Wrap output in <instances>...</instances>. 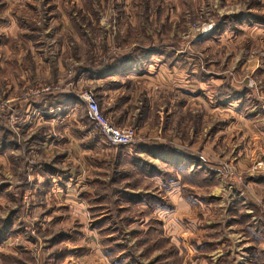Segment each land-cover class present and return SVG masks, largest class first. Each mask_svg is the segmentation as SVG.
Masks as SVG:
<instances>
[{"label":"crops","instance_id":"1","mask_svg":"<svg viewBox=\"0 0 264 264\" xmlns=\"http://www.w3.org/2000/svg\"><path fill=\"white\" fill-rule=\"evenodd\" d=\"M73 8L83 13L94 8L95 14L86 15L81 26ZM173 9L169 0H0V99L15 104L23 130L19 141H10L1 115L0 238L7 226L16 239L21 230L13 217L3 225L4 218L15 215L4 213L9 205L4 195L10 194L13 201L33 194L42 207L34 209L42 217L41 231L66 224L67 210L54 207L66 206L78 195L87 170L98 172L97 164H85L118 163L108 158L119 152V163H157L170 156L178 165L177 177L165 181L156 171L145 178L167 183L172 204L176 200L177 207L187 210L204 204L206 209L221 199L235 223L229 228L239 226L235 229L240 242L255 248L264 241V208L259 204L264 198V193L259 194L264 191V172L252 170L256 155H264V59L250 51V62L242 61L230 71L229 63H202L196 53L176 49L170 41L177 39L180 16ZM100 12L107 14L105 21ZM255 28L252 37L260 34ZM235 36L243 38V33ZM86 40L91 43L84 51ZM88 55L90 66L83 59ZM52 81H57V92L36 94L34 90ZM79 89L92 90L103 114L115 125H141L149 142L134 150L94 140L92 117L77 96ZM23 139L24 143L30 139L31 151L44 149L45 161L26 163L35 170L22 179L24 163H10V153L19 149ZM151 153L155 161L149 159ZM54 157L57 161L52 162ZM225 166L244 173V184L214 171ZM184 168L188 175L201 174V180L182 182ZM154 188L142 192L159 198L157 185ZM206 189L209 193L201 196L200 190ZM217 191L222 197L214 195ZM11 235L0 247L10 243ZM248 254L250 250L239 256L237 264H255L259 258ZM259 262L264 263V256Z\"/></svg>","mask_w":264,"mask_h":264},{"label":"rangeland","instance_id":"2","mask_svg":"<svg viewBox=\"0 0 264 264\" xmlns=\"http://www.w3.org/2000/svg\"><path fill=\"white\" fill-rule=\"evenodd\" d=\"M170 4L174 8L173 14L180 16L177 39L170 41L176 49H185L184 53H196L198 56L195 58L202 60V63H229L232 66L230 71L242 61L250 62V51L264 59V0H169ZM156 10L158 12L159 8ZM84 11L83 13L81 9H72V14L78 15L79 22H82L81 26L85 25L86 15L95 14L94 8H86ZM99 15L103 21L106 20L107 14L102 15L100 12ZM142 15H147L145 8ZM253 25L259 28L260 34L256 33L257 36L252 37L255 33L252 29L256 30L255 27L251 28ZM204 32L209 33L203 39L199 38ZM238 33H243V38L236 37ZM193 41L194 45H190ZM84 43L83 49L86 51V45H90L91 40ZM209 49L212 52L206 53ZM83 59L90 66L91 56H84ZM228 74L233 77L230 72ZM67 75L73 76L72 72ZM57 81L47 85H57ZM44 86L46 85H42ZM77 92H91L96 97L90 89H79ZM98 104L100 106L99 101ZM1 115L5 116L3 124L7 129L6 134L10 136L7 138L10 141L14 138V141H19L23 131L20 130L22 117L15 104L0 99V117ZM130 126L139 128L137 141L128 146L137 150V145L149 142L150 136L144 133L141 125ZM14 132L17 135L11 137ZM91 132L94 140L109 144L94 131L92 125ZM167 138L166 141L170 140V137ZM29 140L26 139L27 144L24 139L21 140L19 149L17 147L15 152L10 153V163H24L22 179L27 176V172L35 170L31 168V164L27 168L26 163L45 161L44 149L35 148L31 151ZM115 155L108 159H117L120 162L122 157H119V152ZM151 155L149 159L155 161L154 154ZM257 159L264 160V155H256ZM171 160L168 156L157 159V163H86L87 167L97 164L98 172L87 170L85 182L81 184L83 187L80 186L82 189L77 190L78 195L73 200L65 201L66 206L60 204L59 207H54L56 210H67V223L48 226L50 228L44 229L48 230L45 232L40 229L41 214L34 212L35 207L42 208L41 203L33 194L24 199L13 197V201L10 194L4 195L9 204L4 213L14 211L15 215L4 218L3 225L5 227L13 217V220L18 221L21 230L19 239L12 232L10 243L0 247L2 264H115L112 261L116 257L119 258L118 264H127L124 256L133 253L137 256V261L141 260L145 264H237V258L247 255L249 250L251 254L248 255H263L264 241H259L255 248L247 247L248 242L239 241L236 231L239 226L229 228V223H235L234 220L230 221L231 215L225 208L227 205L219 203L221 199L212 204V208L204 209V204H195L192 209L187 210L180 205L177 207L176 200L172 204L167 183H155L145 178L150 177V173L154 175L156 171L162 172L164 180L177 177L178 165ZM51 161L57 159L54 157ZM180 173L182 180L188 175V168ZM192 175L193 173L189 174L190 177ZM15 177L11 179L16 181ZM18 178L17 180H21L20 174ZM182 181L186 182V179ZM155 185L159 189V201L151 198L148 199V204L146 199L143 201L138 197L142 191H156ZM29 188L32 190V185ZM206 190H200V195L208 194L209 190ZM259 192L264 193L263 190ZM214 195L222 197L218 191ZM161 200L164 205H161ZM74 202L81 204V208L75 206ZM192 203L191 199L190 204ZM259 204L264 208V198L259 200ZM155 207L159 208L155 210ZM235 219L238 221L240 217Z\"/></svg>","mask_w":264,"mask_h":264},{"label":"built area","instance_id":"3","mask_svg":"<svg viewBox=\"0 0 264 264\" xmlns=\"http://www.w3.org/2000/svg\"><path fill=\"white\" fill-rule=\"evenodd\" d=\"M208 33L209 32H204L199 38L203 39ZM58 90V85H46L34 91H36V94L44 93L49 95ZM77 96L83 99L90 111L94 131L100 134L107 143L128 147L137 141L140 133L139 128L137 126L120 127L112 123L111 120L102 113L93 93H79ZM252 170L254 172H264V160L255 159L252 164ZM214 171L224 176H233L235 177L236 182L244 184V173L239 172L238 169L234 167L225 166L223 168H214Z\"/></svg>","mask_w":264,"mask_h":264},{"label":"trees","instance_id":"4","mask_svg":"<svg viewBox=\"0 0 264 264\" xmlns=\"http://www.w3.org/2000/svg\"><path fill=\"white\" fill-rule=\"evenodd\" d=\"M155 175V174H154ZM153 175V173L151 174H149V176L151 177V176H154ZM201 174L199 175V173L198 172H195L191 177L189 176V175H187L186 177H184V178H182V180H184L185 181V179H186V181L187 180H192V182H193V179H194V177H196V178H198L199 180H201ZM183 182V181H182ZM138 197L142 200H147V203L149 204V202H148V199H151V198H154L155 200H157V197H155V195L154 194H144V192L142 193V194H138ZM157 201H159V200H157ZM163 201L161 200V205H164V202L162 203ZM6 231L4 232V235H3V237H1L0 238V243L2 242V240L4 239V238H6L8 235H11L12 234V232H11V230L8 228V226L6 227V229H5ZM253 256H255V257H258L259 259L256 261V263L255 264H264V263H262V262H259V260H260V258H262L263 256H264V254L263 255H253ZM125 257V259H126V262H127V264H145V263H143L141 260H136V258H137V256H135L134 255V253H133V255H125L124 256ZM138 259V258H137ZM113 263H115V264H118L119 263V258L118 257H116V259L115 260H113L112 261ZM121 264V263H120ZM122 264H124V263H122Z\"/></svg>","mask_w":264,"mask_h":264}]
</instances>
